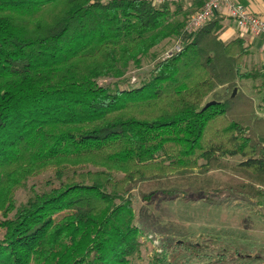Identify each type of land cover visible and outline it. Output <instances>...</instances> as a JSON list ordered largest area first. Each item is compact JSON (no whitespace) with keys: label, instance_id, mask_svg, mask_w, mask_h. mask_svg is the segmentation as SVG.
Returning a JSON list of instances; mask_svg holds the SVG:
<instances>
[{"label":"trees","instance_id":"16d2710c","mask_svg":"<svg viewBox=\"0 0 264 264\" xmlns=\"http://www.w3.org/2000/svg\"><path fill=\"white\" fill-rule=\"evenodd\" d=\"M203 3L0 0V264H131L136 199L264 197V117L237 83L260 72L218 18L185 30Z\"/></svg>","mask_w":264,"mask_h":264},{"label":"rangeland","instance_id":"374dc122","mask_svg":"<svg viewBox=\"0 0 264 264\" xmlns=\"http://www.w3.org/2000/svg\"><path fill=\"white\" fill-rule=\"evenodd\" d=\"M182 4L188 10L194 6L193 2ZM175 19L181 20L182 15ZM180 40L165 39L154 47L156 60ZM252 59L245 57L241 69H255ZM153 62L145 57L141 67H130L125 75L129 83L137 84L145 78ZM113 80L107 78L100 83ZM237 83L247 94L252 92L251 80ZM240 159L236 156L228 160L236 163ZM210 174L221 180L239 179L231 171L212 170ZM46 177L29 180L27 187L16 193L17 202L24 201L31 185H42ZM133 208L143 235L139 253L131 258V264H157L155 254L163 255L171 264H264V197L216 198L205 194L190 199L158 197L149 203L136 199Z\"/></svg>","mask_w":264,"mask_h":264},{"label":"built area","instance_id":"2783aa9c","mask_svg":"<svg viewBox=\"0 0 264 264\" xmlns=\"http://www.w3.org/2000/svg\"><path fill=\"white\" fill-rule=\"evenodd\" d=\"M153 5H158L164 2H193L196 0H146ZM223 11L233 22L237 29L243 30L244 33L252 36L262 37L264 40V20L251 12L239 0H204L202 7L193 13L187 21L185 30L192 32L201 27L211 18L215 17L218 12ZM181 48L180 43L176 42L165 56H169L172 52H177ZM264 117V107L259 111Z\"/></svg>","mask_w":264,"mask_h":264},{"label":"crops","instance_id":"0c3cea01","mask_svg":"<svg viewBox=\"0 0 264 264\" xmlns=\"http://www.w3.org/2000/svg\"><path fill=\"white\" fill-rule=\"evenodd\" d=\"M239 2L264 20V0H239ZM215 17L220 20L222 25L220 32V38L222 40H228L240 36L249 47V56L253 57L252 60L254 64H256L254 68L258 69L260 72V75L256 80H251L252 92L249 95L255 102L256 112L261 115L259 111L264 107V40L262 37L252 36L244 33L243 30L237 29L233 20H231L222 10L218 12Z\"/></svg>","mask_w":264,"mask_h":264},{"label":"water","instance_id":"95a60500","mask_svg":"<svg viewBox=\"0 0 264 264\" xmlns=\"http://www.w3.org/2000/svg\"><path fill=\"white\" fill-rule=\"evenodd\" d=\"M235 91H236V90L233 91L232 95H234ZM208 104H209V103H207L206 106H207ZM259 141H260L261 143H264V138H261V137H260V138H259Z\"/></svg>","mask_w":264,"mask_h":264}]
</instances>
